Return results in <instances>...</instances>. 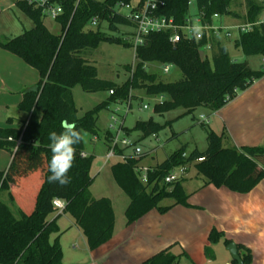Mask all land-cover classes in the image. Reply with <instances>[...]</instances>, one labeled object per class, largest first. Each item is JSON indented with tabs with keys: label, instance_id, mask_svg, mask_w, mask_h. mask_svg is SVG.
Returning a JSON list of instances; mask_svg holds the SVG:
<instances>
[{
	"label": "trees",
	"instance_id": "obj_1",
	"mask_svg": "<svg viewBox=\"0 0 264 264\" xmlns=\"http://www.w3.org/2000/svg\"><path fill=\"white\" fill-rule=\"evenodd\" d=\"M132 1L51 0L63 11L56 20L62 29L60 36L46 28L43 9L26 1L16 4L33 22L34 28L13 39H0V48L37 70L41 81L39 91L25 94L20 104L21 112L29 116L24 129L0 130V150L13 152L21 140L9 173L5 176L0 172V264H64L59 242H51V237L59 232L56 221H50V216L58 212L53 207L54 198L65 201L66 208L62 214L74 220L90 251L97 250L113 238V204L108 198L92 197L90 189L94 179L90 171L93 158L82 156L84 139L76 145L74 164L68 173L71 182L64 187L48 182L52 156L48 136L52 131H62V121L74 123L83 135L87 133L96 137L100 111L113 103H128L136 91H144L149 97H162L164 101L155 108V112L161 115L179 108L192 114L201 107L215 113L264 78V69L253 70L247 61L233 60L228 47L220 40L212 39L211 58H204L205 39H183L174 45L170 42L172 34L163 32L149 35L145 45L136 50V65L128 67L130 78L126 83L118 85L101 80L94 63L84 55L97 50L103 43L133 48L129 38L110 37L101 28V24L106 23L108 32L118 33L121 27L134 29L124 15L115 11L118 4H130ZM164 2L157 14L174 19L180 26L191 17L192 4L197 15L203 13L209 24H213L215 16H233L241 19L242 23L253 24L264 9L260 0H245L246 13L241 17L231 9L233 0ZM93 18L100 22L95 30L88 29ZM235 48L246 57L264 58V27L255 26L239 36ZM152 64L176 67L183 78L175 83H164L157 75L148 72ZM77 85L86 93L113 92V95L79 118L73 96V88ZM201 126L207 132V150H194L190 155L185 150L175 152L164 163L151 168L153 171L146 185L141 182L135 168L147 155L138 161L128 160L112 166L115 182L130 199L125 212L128 225L152 210L165 214L176 205L187 206L188 195L183 188L185 179L181 177L171 184L165 182L177 168L188 170L194 167L205 185L227 188L238 194L250 193L264 180L263 147L225 148V134L217 135L205 124ZM163 128L150 120L138 123L135 129L150 136ZM9 138L13 141L9 142ZM111 139L112 134L108 133L107 142L110 143ZM124 153L125 150L118 149V154ZM165 201L172 204L165 206ZM11 206L17 208V214ZM223 238L222 233L213 231L209 242L215 245ZM224 244L228 247L232 241L224 238ZM237 247L243 264H253L251 251L241 245ZM206 253L211 257L210 249ZM183 256H175L169 249L144 264H180ZM233 264L237 263L233 261Z\"/></svg>",
	"mask_w": 264,
	"mask_h": 264
},
{
	"label": "crops",
	"instance_id": "obj_2",
	"mask_svg": "<svg viewBox=\"0 0 264 264\" xmlns=\"http://www.w3.org/2000/svg\"><path fill=\"white\" fill-rule=\"evenodd\" d=\"M18 2H0V12L17 7ZM242 4L245 6V0H242ZM196 15L197 12L191 14L193 17ZM228 18L236 19L240 24L242 22L233 16ZM220 41L227 46L228 40L221 38ZM210 54L212 52L207 53V56ZM40 81L37 70L0 48V130L24 129L29 116L21 112L19 107L24 95L38 87ZM205 120L206 126L215 134H225V148H264V78L223 109L210 112ZM109 144L106 140V152ZM19 146L17 143V148ZM17 148L13 152L0 150V172L5 176L11 169ZM84 154L88 157L86 152ZM183 178L184 192L188 195L187 206L176 205L165 214L152 210L130 225L125 217L130 204L128 196L122 191L128 199L118 194L119 201L116 203L108 198L112 201L115 213V232L109 242L94 251L89 250L83 233L73 219L59 212L52 214L50 221H56L59 232L51 237V242H59L63 263L144 264L170 249L175 256L184 254L180 264H233L224 244L225 238L249 249L253 264H264V180L250 193L238 194L227 188L207 186L199 176L195 183L187 182L185 176ZM171 204L168 201L165 206ZM11 208L17 214V208ZM213 231L224 236L215 245L209 242ZM207 249L215 252V258L212 254L211 257L207 256Z\"/></svg>",
	"mask_w": 264,
	"mask_h": 264
},
{
	"label": "rangeland",
	"instance_id": "obj_3",
	"mask_svg": "<svg viewBox=\"0 0 264 264\" xmlns=\"http://www.w3.org/2000/svg\"><path fill=\"white\" fill-rule=\"evenodd\" d=\"M0 2L11 3L12 0H0ZM190 9L191 14L195 15L197 10L194 4L191 5ZM231 9L241 17L246 13L242 0H233ZM6 10L5 12H0V39H13L34 28L33 22L17 7H9ZM126 13V11H123V14ZM44 24L52 34L57 36L62 34L61 26L55 20L46 16ZM214 24L216 27H221L224 24L223 27L232 28L239 25L240 22L236 19L228 18V16H220L215 19ZM101 28L108 36L115 38L123 37L127 39L134 32L132 28L125 27H121L118 33L108 32L106 23H102ZM238 39L239 34L233 31V38L227 42L231 58L238 62L247 61L253 70H262L264 67L262 57H246L241 50L235 48V42ZM84 56L94 63L101 80L114 82L118 85H122L129 80L128 67L136 65L135 50L122 45L103 43L97 50L90 51ZM209 58H211V54ZM163 68V65L152 64L149 65L148 72L152 75H157L164 83H175L182 80L183 76L176 67L171 66L168 74L163 73ZM73 96L78 110V117L82 118L87 112L106 102L110 94L108 92L86 93L80 85H77L73 88ZM133 97L130 110H128V103H113L108 109L100 111L96 137L87 133L83 135L84 152L87 153L88 157L93 158L90 174L94 179V183L90 189L91 194L97 198H111L115 203L119 201L118 194L125 199L128 198L118 188L112 174V166L123 162V160L120 157H116L110 162L106 161L107 152L104 144L106 135L110 131L116 133L117 129L123 125L125 131H127L124 132L125 136L128 135L127 137L141 147L143 153L147 155L141 163V166L145 168L156 167L164 163L170 156L180 150H185L186 154L190 155L194 150L205 152L208 148L207 132L201 126V122L203 118L207 119L210 116L209 110L201 107L192 114H187L185 109L179 108L161 115L155 112V108L164 101L162 97H149L144 91L133 92ZM145 106L148 109H144ZM112 116H115L118 120L114 130L110 128L114 123L111 119ZM150 120L164 128L158 134L150 136H146L144 132L135 129L138 123ZM124 150L127 156H131L134 153V147L124 148ZM183 171V168H177L173 173L175 176H185L187 182L193 181L195 183L198 176L196 169L190 167L186 173L182 174ZM167 203L168 201H165L163 205ZM211 254L215 258L213 250Z\"/></svg>",
	"mask_w": 264,
	"mask_h": 264
},
{
	"label": "built area",
	"instance_id": "obj_4",
	"mask_svg": "<svg viewBox=\"0 0 264 264\" xmlns=\"http://www.w3.org/2000/svg\"><path fill=\"white\" fill-rule=\"evenodd\" d=\"M15 1H26L30 5H34L36 8L43 9L44 14L51 18L52 20H57L60 15H62V8L59 5H56L51 2V0H15ZM264 7V0H260ZM165 5L164 0H137L132 1L130 4H118L116 6L115 11L118 14L124 15L133 25V33L131 34L129 40L133 45V49L136 50L139 47L145 45L146 38L151 34H159L163 32H170L171 39L170 42L174 45L181 42L183 39L201 41L206 40V45L203 47V55L204 58H207V53L212 51V39L215 38L220 40L224 38L226 40H231L233 38V31H236L239 36L250 32L255 26H263L264 27V9L262 11L261 16L253 24H245L241 23L235 27H216L214 24H209L205 21V16L203 13L196 15L195 17H189L185 24L180 26L177 25L172 18H167L162 15H158L157 12ZM123 11H126V14H123ZM215 16L214 18H217ZM213 18V19H214ZM99 19L93 18L88 26V29L95 30L99 27ZM199 28V35L194 31L195 28ZM171 66H164L163 73L168 74L170 72ZM113 95V92H110ZM161 104V103H160ZM131 109V101L128 102V110ZM144 109H148L146 106ZM114 122L111 125V129L114 130L115 125L118 124V120L115 116L111 117ZM201 124H207V121L203 118ZM112 139L109 144L108 152L106 155L107 161H111L116 157H120L123 162H127L128 160H140L145 154L141 147L133 143L127 136H125L123 125L119 129H117L116 133H112ZM9 141H13L12 138H9ZM19 145L21 144V140L17 142ZM134 147V153L131 156H127L124 154H118V149L130 148ZM111 153L109 156L108 154ZM83 157H86L85 154H82ZM153 170L151 168L142 167L139 164L135 168V172L138 174L141 182L146 185L149 181V174ZM185 169L182 174H184ZM181 176H175L172 172L169 175L165 182L167 184H171L179 180ZM53 207L59 212L63 213L66 208L65 201L58 199V202L53 201Z\"/></svg>",
	"mask_w": 264,
	"mask_h": 264
},
{
	"label": "clouds",
	"instance_id": "obj_5",
	"mask_svg": "<svg viewBox=\"0 0 264 264\" xmlns=\"http://www.w3.org/2000/svg\"><path fill=\"white\" fill-rule=\"evenodd\" d=\"M194 31L199 35L200 29L198 27ZM61 128L62 131L59 133L52 131L48 136L49 148L52 153L49 162L51 175L48 177V182L64 187L71 182L68 173L74 164L76 145L82 143L84 136L74 123L66 120L62 121ZM108 155L110 156L111 153ZM54 201L58 202V198H54Z\"/></svg>",
	"mask_w": 264,
	"mask_h": 264
},
{
	"label": "water",
	"instance_id": "obj_6",
	"mask_svg": "<svg viewBox=\"0 0 264 264\" xmlns=\"http://www.w3.org/2000/svg\"><path fill=\"white\" fill-rule=\"evenodd\" d=\"M38 92V87H35L29 91V93H37ZM227 251L231 255L233 261H235L237 264H243L240 255H239V250L236 244L232 243L227 247Z\"/></svg>",
	"mask_w": 264,
	"mask_h": 264
}]
</instances>
